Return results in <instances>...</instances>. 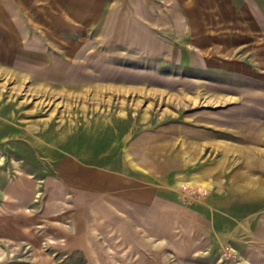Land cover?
Wrapping results in <instances>:
<instances>
[{
  "label": "rangeland",
  "instance_id": "rangeland-1",
  "mask_svg": "<svg viewBox=\"0 0 264 264\" xmlns=\"http://www.w3.org/2000/svg\"><path fill=\"white\" fill-rule=\"evenodd\" d=\"M235 178L264 191V0H0V264H242Z\"/></svg>",
  "mask_w": 264,
  "mask_h": 264
},
{
  "label": "crops",
  "instance_id": "crops-1",
  "mask_svg": "<svg viewBox=\"0 0 264 264\" xmlns=\"http://www.w3.org/2000/svg\"><path fill=\"white\" fill-rule=\"evenodd\" d=\"M140 144H141V140L137 139L135 145L139 147ZM253 153L248 152V155H246L247 156L246 160L247 161L250 160L251 163H253V161L255 160V155ZM247 165H249V163ZM162 168H164V163L162 164ZM241 168H242V170H243V168H245L247 170L249 167L247 168V167L241 166ZM149 183H152V182L149 181ZM151 186L152 185H150V186L149 185L148 186L143 185L140 188L120 187L118 189V192L115 193V195L117 196L119 194V192L121 195L127 193L129 196L125 197V200L130 201L132 207H133L134 203L135 204L137 203L136 202L137 201L136 196H139V195H145L144 198L147 201H150L152 198L153 199L152 202H155L154 197H152V195H151V192H153L150 190ZM123 191H130V192H123ZM144 191H146V193H144ZM210 198H211L210 200L212 201L213 206H216V207L217 206L218 207L219 206L220 207H226V205H229L232 203L236 204V203H241V202L251 204L252 202H256V201H260V200L264 201V191L262 192V190H259V189H256V191L251 190L250 188L243 186L241 183L238 182V179L235 178L233 182H229L226 184V194L225 195L221 194L219 192H216V194H214V195L212 194V196ZM140 207H141V205H140ZM165 210L167 211V207L165 208ZM133 215H134V217L132 218V222H134L136 220V216H140L139 214H135V213H133ZM138 223H140V221H138ZM133 224H132V226H133ZM248 224H249V222H247L242 228H237L238 229L237 232H242V230H244L245 233H242V234L237 233L236 235L233 236V237L237 238L239 241V243L235 244L234 250L237 251L238 253L242 254V256H241V259H242L241 263L242 264H251L252 262L257 263V260L260 259V257H256L254 252H258L259 250H264V240L260 237H257V240H255L256 237H254V234H253L254 231L250 232V231H252V229H250ZM216 228H217V226H216ZM152 229H153L152 231H157L154 228H152ZM141 232L142 231L140 230V227L136 228V231L133 228H132V231H130V233H133L134 243L136 240H138V241L141 240ZM249 232L251 233L252 238H254L253 240L250 239ZM243 235H245V236H243ZM242 240H243V242L241 243ZM67 241H68V242H66L67 248L75 250L76 246L74 247V245H72V244H74V242L70 238ZM122 241H125V240H122ZM185 243H186V241L184 242V244ZM195 243H198V244L196 245ZM78 244H79V247H81L83 245L90 244V241H87V239H85L84 241H82ZM187 244H189V245L185 246L183 248L184 249L186 248V252L188 251L189 254H191V253L195 254L198 246L203 247V250L206 252V254L212 253V251H211L212 248H210L212 246V243L210 241H207L206 236L204 238L199 237L197 241H196V238L193 237L192 241L191 242L188 241ZM215 244L217 245L216 242H215ZM214 250H216V247L214 248ZM136 253L137 252H135L134 257L137 258ZM193 254H191L190 257L194 256ZM202 254H204L203 251H202ZM184 255L186 256V254H184ZM192 258L194 259L195 257H191V259ZM214 258L215 259H213V260L211 259V261L206 260L205 264H217V261H216L217 258L216 257H214ZM85 261H87V263L86 262L85 263L88 264L90 260L86 259ZM3 264H28V263L24 259V260H19L17 262H13V263H3ZM200 264H203V260H201Z\"/></svg>",
  "mask_w": 264,
  "mask_h": 264
}]
</instances>
